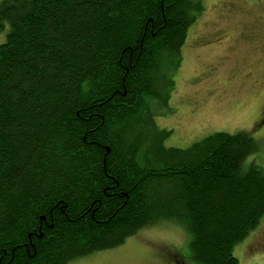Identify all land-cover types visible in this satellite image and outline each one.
I'll use <instances>...</instances> for the list:
<instances>
[{
    "label": "trees",
    "instance_id": "16d2710c",
    "mask_svg": "<svg viewBox=\"0 0 264 264\" xmlns=\"http://www.w3.org/2000/svg\"><path fill=\"white\" fill-rule=\"evenodd\" d=\"M200 0H2L0 264H68L162 221L200 264L264 215L247 131L166 147L149 100ZM163 76V77H162Z\"/></svg>",
    "mask_w": 264,
    "mask_h": 264
},
{
    "label": "rangeland",
    "instance_id": "374dc122",
    "mask_svg": "<svg viewBox=\"0 0 264 264\" xmlns=\"http://www.w3.org/2000/svg\"><path fill=\"white\" fill-rule=\"evenodd\" d=\"M2 1V0H0ZM177 65L164 70L159 99L149 100L154 122L170 131L166 147L185 148L213 132L247 131L264 176V0H200ZM8 25L0 32L6 38ZM163 77V76H162ZM238 264H264V215L232 250ZM68 264H200L185 227L162 221L114 248Z\"/></svg>",
    "mask_w": 264,
    "mask_h": 264
}]
</instances>
